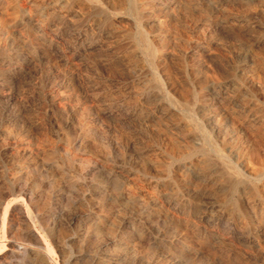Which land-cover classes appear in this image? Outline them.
Masks as SVG:
<instances>
[{"label":"rangeland","instance_id":"rangeland-1","mask_svg":"<svg viewBox=\"0 0 264 264\" xmlns=\"http://www.w3.org/2000/svg\"><path fill=\"white\" fill-rule=\"evenodd\" d=\"M0 264H264V0H0Z\"/></svg>","mask_w":264,"mask_h":264},{"label":"bare ground","instance_id":"bare-ground-1","mask_svg":"<svg viewBox=\"0 0 264 264\" xmlns=\"http://www.w3.org/2000/svg\"><path fill=\"white\" fill-rule=\"evenodd\" d=\"M48 249V251L50 252V248H47ZM47 251V250H46ZM113 260V259H112ZM52 261V260H51Z\"/></svg>","mask_w":264,"mask_h":264}]
</instances>
